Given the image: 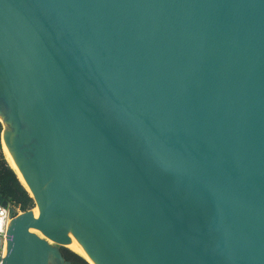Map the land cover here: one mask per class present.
I'll list each match as a JSON object with an SVG mask.
<instances>
[{
    "label": "water",
    "instance_id": "obj_1",
    "mask_svg": "<svg viewBox=\"0 0 264 264\" xmlns=\"http://www.w3.org/2000/svg\"><path fill=\"white\" fill-rule=\"evenodd\" d=\"M0 118L1 264H264V0H0Z\"/></svg>",
    "mask_w": 264,
    "mask_h": 264
},
{
    "label": "trees",
    "instance_id": "obj_2",
    "mask_svg": "<svg viewBox=\"0 0 264 264\" xmlns=\"http://www.w3.org/2000/svg\"><path fill=\"white\" fill-rule=\"evenodd\" d=\"M0 195L23 212L35 206L31 193L25 188L16 171L2 153L0 155ZM62 253L64 258L73 264H90L83 257L66 248L62 249Z\"/></svg>",
    "mask_w": 264,
    "mask_h": 264
},
{
    "label": "bare ground",
    "instance_id": "obj_3",
    "mask_svg": "<svg viewBox=\"0 0 264 264\" xmlns=\"http://www.w3.org/2000/svg\"><path fill=\"white\" fill-rule=\"evenodd\" d=\"M5 152H6V155H7V159L11 165V167L16 171L17 175L19 176L20 180L22 181V183L24 184V186L30 190L29 188V185L22 173V171L20 170L18 164L16 163L11 151L9 150L8 146L5 147ZM39 211H40V208L39 206L37 205V207L35 209H33V212H34V215H38L39 214ZM31 231L33 233H36L38 234L40 237L44 238V239H47L44 234L40 231V230H37L35 228H32ZM48 241L50 243H52L53 241L52 240H49ZM67 248H69L70 250H72L73 252L79 254L81 257H83L85 260H87L89 263L91 264H97L94 260H92L90 257H89V254L88 252L86 251V249L84 247H82L79 243V239L75 236L74 237V242L72 243H68L65 245Z\"/></svg>",
    "mask_w": 264,
    "mask_h": 264
},
{
    "label": "built area",
    "instance_id": "obj_4",
    "mask_svg": "<svg viewBox=\"0 0 264 264\" xmlns=\"http://www.w3.org/2000/svg\"><path fill=\"white\" fill-rule=\"evenodd\" d=\"M14 208L16 215L21 214V210L9 203V206L5 207L0 204V258H5L8 251V238L7 232L9 230L12 218L10 217V208ZM1 264V261H0Z\"/></svg>",
    "mask_w": 264,
    "mask_h": 264
},
{
    "label": "rangeland",
    "instance_id": "obj_5",
    "mask_svg": "<svg viewBox=\"0 0 264 264\" xmlns=\"http://www.w3.org/2000/svg\"><path fill=\"white\" fill-rule=\"evenodd\" d=\"M6 131V126L5 123L3 122V120L0 118V155L1 153L4 155L5 159L8 161L7 159V155L5 152V147H7V145L5 144V140H4V132ZM9 163V161H8ZM10 164V163H9ZM11 166V165H10ZM35 201V200H34ZM37 207V204L35 202V206L32 209H35ZM21 212L23 213V211L21 210ZM52 245H56L57 244H52ZM66 248V247H65ZM68 250H70L69 248H66ZM72 251V250H71ZM79 255V254H78ZM91 264V263H90Z\"/></svg>",
    "mask_w": 264,
    "mask_h": 264
}]
</instances>
